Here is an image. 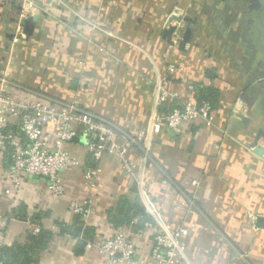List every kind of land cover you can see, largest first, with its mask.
Segmentation results:
<instances>
[{"label": "crops", "instance_id": "0c3cea01", "mask_svg": "<svg viewBox=\"0 0 264 264\" xmlns=\"http://www.w3.org/2000/svg\"><path fill=\"white\" fill-rule=\"evenodd\" d=\"M46 1L35 0L39 19L28 35L24 0H0V83L6 78L16 99L73 102L134 134L149 121L158 77L168 76L172 63L181 66L168 80L172 105L205 91L214 122L187 123L180 132L163 127L155 136L146 177L152 201L165 221L195 226L186 239L192 263L264 264V0L257 9L252 0ZM173 16L182 17L172 25L180 23L183 34L191 30L183 49L165 34ZM68 148L93 162L83 138ZM100 166L94 210L83 221L93 227V241L133 231L129 223L114 225L109 212L123 198L140 202L116 157L106 155ZM62 177V198L49 194L43 178L7 195L0 172V245L25 241L33 223L59 232L56 222H75L68 203L85 196L82 170ZM190 199L192 211L183 206ZM137 241L141 251L150 247L146 235ZM77 245L72 235L56 234L32 264L105 261L93 246L78 253Z\"/></svg>", "mask_w": 264, "mask_h": 264}, {"label": "built area", "instance_id": "2783aa9c", "mask_svg": "<svg viewBox=\"0 0 264 264\" xmlns=\"http://www.w3.org/2000/svg\"><path fill=\"white\" fill-rule=\"evenodd\" d=\"M45 4L52 5L47 1ZM35 8V0H24L21 18L32 16ZM174 25L176 29L171 41L178 45L183 31L180 23ZM16 32L21 36L22 27L19 26ZM181 70V66L172 63L168 66V76L158 77L149 121L134 134L73 102H57L38 96L16 99L7 89L8 80L2 78L0 153L6 157V162L0 163V172L6 182L4 193L17 194L29 179L43 178L47 181L49 194L62 198L68 192L62 173L81 169L85 196L71 199L68 207L87 222L94 210L101 179L100 162L106 155L116 157L135 182L140 203L151 218L143 221L142 229L136 228L139 218H135L129 223L133 231L121 228L99 241L89 240L87 246H93L105 257L101 264H195L187 254L186 245L195 226L165 221L163 213L152 201L146 178L153 141L163 127L180 132L187 123L202 121L211 125L214 122L215 109L209 101L190 99L172 105L176 95L168 87L169 76ZM77 138H83V146L93 164L82 163L68 148ZM183 206L192 211L195 203L190 199ZM31 230L36 233L40 226L33 223ZM145 235L151 244L144 252L137 239Z\"/></svg>", "mask_w": 264, "mask_h": 264}, {"label": "trees", "instance_id": "16d2710c", "mask_svg": "<svg viewBox=\"0 0 264 264\" xmlns=\"http://www.w3.org/2000/svg\"><path fill=\"white\" fill-rule=\"evenodd\" d=\"M198 99L209 101L213 106L205 91H201ZM109 215L110 221L116 226L130 223L135 218H139V223L136 225L137 228L143 225L145 219L151 218L138 200L126 198L119 200L117 207L111 209ZM32 219L36 221L40 217L35 215L32 216ZM55 225L58 227L59 232L40 226V230L36 233L32 230L29 231L25 241L0 245V264H32L38 262L41 251L48 248L56 234H69L77 238V252L82 253L87 242L94 236L93 227L86 226L81 215L76 214V220L73 224L58 221Z\"/></svg>", "mask_w": 264, "mask_h": 264}, {"label": "water", "instance_id": "95a60500", "mask_svg": "<svg viewBox=\"0 0 264 264\" xmlns=\"http://www.w3.org/2000/svg\"><path fill=\"white\" fill-rule=\"evenodd\" d=\"M36 1L41 2V0H36ZM47 2L49 4H52L53 0H47ZM47 5L48 4H44V6H47ZM260 5H261L260 0H252L253 8L257 9V8H259ZM38 19H39V14L38 13H35L32 16H29L27 18L22 19L21 25L25 27V32L28 35H30L33 32V30L35 29V25L37 24ZM181 20H182V17H180V16H173V17L170 18V20L168 22V25H167V29L165 30V34L167 35L168 39L171 40L172 33L176 29V25H172V22L173 21H181ZM190 36H191V30L188 29L183 34L182 40L180 41V48L181 49H183L185 44L189 41ZM247 121H248V119L245 118V122H247ZM258 225L264 226V217H261V216L258 217Z\"/></svg>", "mask_w": 264, "mask_h": 264}]
</instances>
